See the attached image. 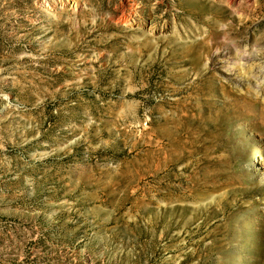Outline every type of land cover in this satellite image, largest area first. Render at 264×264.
<instances>
[{"label": "rangeland", "instance_id": "rangeland-1", "mask_svg": "<svg viewBox=\"0 0 264 264\" xmlns=\"http://www.w3.org/2000/svg\"><path fill=\"white\" fill-rule=\"evenodd\" d=\"M67 1L0 0V264H264V0Z\"/></svg>", "mask_w": 264, "mask_h": 264}, {"label": "bare ground", "instance_id": "bare-ground-1", "mask_svg": "<svg viewBox=\"0 0 264 264\" xmlns=\"http://www.w3.org/2000/svg\"><path fill=\"white\" fill-rule=\"evenodd\" d=\"M67 1V0H66ZM74 6L77 4L78 0H72ZM68 2V1H67ZM61 5V4H60ZM176 6L179 8L182 14H193L198 13L199 11H193V9L200 10L201 7L196 5L195 0H189L186 2V0H178L176 2ZM228 11V9L219 7V9H216V17H210L209 20L213 23V29L210 31V42L203 45V49L207 52H210L212 48H217L219 51L217 52V56L219 59L223 57V55L226 54V52L221 51L220 48L224 44L222 41H219L221 37L225 38V36L228 34V28L219 29L217 27V24L222 20V17L224 13ZM123 13V12H122ZM129 17V16H128ZM119 22H126L129 20L126 15H119L117 17ZM138 24V23H137ZM126 25V24H125ZM150 32L152 30H149ZM196 46V45H195ZM202 47V46H201ZM197 48V47H196ZM224 48V47H223ZM197 50V49H196ZM196 53V52H195ZM194 53V54H195ZM197 54L194 56L192 55L193 60H199V57H196ZM227 58V57H226ZM217 59V58H216ZM256 57L253 52H249L247 54L241 53V51L237 50L236 53H234V56L227 61L226 59V65L224 64L222 69H219V71L222 73L223 77L233 83L235 86L244 85V87L249 86H257V73L254 62H256ZM218 60V59H217ZM214 65V64H213Z\"/></svg>", "mask_w": 264, "mask_h": 264}]
</instances>
